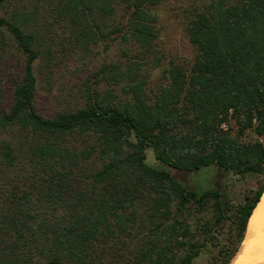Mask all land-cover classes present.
<instances>
[{
  "label": "trees",
  "instance_id": "trees-1",
  "mask_svg": "<svg viewBox=\"0 0 264 264\" xmlns=\"http://www.w3.org/2000/svg\"><path fill=\"white\" fill-rule=\"evenodd\" d=\"M162 1L0 0V61L8 40L23 57L10 105L0 107V264H193L210 237L208 264H229L242 245L264 191V0L194 10L184 25L190 65L170 63L150 103L142 60L123 49L122 60L99 66L93 86L82 83L81 106L42 116L33 104V62L49 59L40 3L81 48L119 39L146 51ZM103 80L109 87L99 90ZM147 148L177 170L214 165L250 173L254 184L224 208L217 189L187 187L148 165ZM209 199L213 225L192 230V211Z\"/></svg>",
  "mask_w": 264,
  "mask_h": 264
},
{
  "label": "rangeland",
  "instance_id": "rangeland-1",
  "mask_svg": "<svg viewBox=\"0 0 264 264\" xmlns=\"http://www.w3.org/2000/svg\"><path fill=\"white\" fill-rule=\"evenodd\" d=\"M209 1L163 0L153 7L152 11L156 16V36L146 51L119 39L107 42L106 47L103 42L98 41L96 44L81 48L76 43H72L62 26L53 20L49 6L45 2L40 3L39 17L40 19L46 18L47 24V27L41 30L43 31L41 42L49 49V59L48 63L42 59H36L33 62L36 76L33 98L35 109L42 116H51L56 110L74 109L81 106L83 103L82 83L88 81L93 86L94 84L90 82L94 79L93 75L99 66L122 60L121 50L123 49H126L128 56L142 60L138 74L139 78L143 79L147 101L152 102L159 86L167 83V69L170 63L184 67L190 65L195 51L187 39L184 25L194 10ZM4 51L0 61V87L3 90L0 107L7 109L11 102L12 80L21 75L23 57L10 40H8V48ZM119 86H114V90L120 95ZM108 87L109 84L104 80L98 84L99 90H106ZM227 124L233 126V120L229 119ZM221 128L225 129L226 123L221 124ZM243 139H252L251 133H246ZM145 162L150 166L167 170L174 179L181 181L187 187L217 189L224 208L238 202L242 193L253 186L255 180V176L250 173L233 174L230 171L216 168L214 165L197 172L177 170L157 161L151 148L145 149ZM188 220L192 230L203 223L213 225L212 199L207 200L204 209L193 210ZM221 227L225 228V225ZM216 239L210 237L206 246L193 259V264H208L214 259Z\"/></svg>",
  "mask_w": 264,
  "mask_h": 264
},
{
  "label": "bare ground",
  "instance_id": "bare-ground-1",
  "mask_svg": "<svg viewBox=\"0 0 264 264\" xmlns=\"http://www.w3.org/2000/svg\"><path fill=\"white\" fill-rule=\"evenodd\" d=\"M230 264H264V191L248 220L241 248Z\"/></svg>",
  "mask_w": 264,
  "mask_h": 264
}]
</instances>
